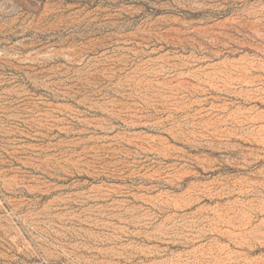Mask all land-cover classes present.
Segmentation results:
<instances>
[{"label": "rangeland", "instance_id": "1", "mask_svg": "<svg viewBox=\"0 0 264 264\" xmlns=\"http://www.w3.org/2000/svg\"><path fill=\"white\" fill-rule=\"evenodd\" d=\"M0 264H264V0H0Z\"/></svg>", "mask_w": 264, "mask_h": 264}]
</instances>
